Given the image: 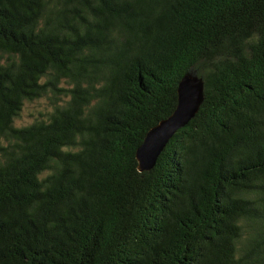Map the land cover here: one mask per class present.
Instances as JSON below:
<instances>
[{
	"label": "trees",
	"instance_id": "trees-1",
	"mask_svg": "<svg viewBox=\"0 0 264 264\" xmlns=\"http://www.w3.org/2000/svg\"><path fill=\"white\" fill-rule=\"evenodd\" d=\"M0 264H264V0H0Z\"/></svg>",
	"mask_w": 264,
	"mask_h": 264
},
{
	"label": "water",
	"instance_id": "water-1",
	"mask_svg": "<svg viewBox=\"0 0 264 264\" xmlns=\"http://www.w3.org/2000/svg\"><path fill=\"white\" fill-rule=\"evenodd\" d=\"M178 102L174 112L146 134L137 149L138 171L149 172L172 137L198 114L205 99V81L195 72L187 73L178 86Z\"/></svg>",
	"mask_w": 264,
	"mask_h": 264
},
{
	"label": "rangeland",
	"instance_id": "rangeland-1",
	"mask_svg": "<svg viewBox=\"0 0 264 264\" xmlns=\"http://www.w3.org/2000/svg\"><path fill=\"white\" fill-rule=\"evenodd\" d=\"M52 109V101L47 97L34 101H26L20 112V116L15 120V124L18 127H25L37 120L46 119Z\"/></svg>",
	"mask_w": 264,
	"mask_h": 264
}]
</instances>
